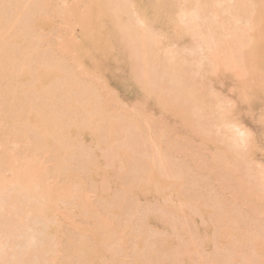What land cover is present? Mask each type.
<instances>
[{
  "label": "rangeland",
  "instance_id": "rangeland-1",
  "mask_svg": "<svg viewBox=\"0 0 264 264\" xmlns=\"http://www.w3.org/2000/svg\"><path fill=\"white\" fill-rule=\"evenodd\" d=\"M109 1V9L113 15H116L117 3L114 0L113 2H111L112 0ZM127 1L130 2V0ZM209 1L212 4L215 0ZM218 1H220V3L218 2L220 6L223 5L226 8L225 11L221 9L222 7L219 8L221 12L219 13L222 15L217 17V19L220 18L218 21L222 18L223 24L227 25L229 21L232 22L230 28L228 26L227 30H223V34L233 32L231 25L245 29L243 35V31L240 32L242 29L239 30L234 27V30H239L237 31L239 32L238 35L240 36L241 33V35L246 36L244 37L246 39L242 48H239L238 51L235 49L236 54H240L235 55L237 60L234 62L236 65L230 61L232 66L224 65V62L216 65L222 59L221 56L224 59L229 51L226 49L223 52L217 50L218 53H216L214 50L215 54L209 55V52H213L205 46H201V35L196 33L201 40L200 45L197 43L199 38L197 40L196 35L193 38L192 34H195V31L191 34L193 39L191 37L186 38L187 35L184 37L185 34H182V26L179 27L180 35L182 34L184 38L182 39L187 41L186 43L189 45L191 42V45L188 46L184 43L187 45L186 49L184 44H177L174 29L168 28V30L162 20V11L158 14H154L152 11L154 6L166 8L163 0L146 1L148 8L154 5L151 11L146 14L149 19L153 22V16L158 15L160 17L161 15L162 17L153 23L158 24L156 25L157 28L158 26L164 27L163 31L167 30L169 36L173 33L170 36L173 38H167L166 42H163L165 39L163 35L157 34L158 38L162 37L163 40H158L162 42V46L160 42H157L155 49H158L159 44L161 49H166L163 55L160 48L158 49L160 53L157 52L158 50L156 51L162 55H160L161 57L164 56L166 61L155 54V57L159 56V59L155 58L156 61L158 59L159 64L153 60L152 65H158L161 70L160 65L165 63L167 68H170L169 71H172L174 65L172 66L171 63L173 64L174 61L177 62L180 59V63H177L184 70L188 69V71L186 70L188 73H182L184 70H181L183 77L186 76L184 74H189L187 75L189 78L190 71L192 77H194L193 74L195 75L193 79L189 78L194 80L195 89L193 86V88L189 87L192 81L189 80L191 82L189 84L188 78L182 77L179 81L178 78L181 76L178 75L180 74L178 72L175 73L179 77L175 78L179 83L174 82L176 80L170 76L168 78L171 79L166 78L168 85L175 90L173 87L176 86L173 82L180 88L181 86L185 88L189 84L187 86L189 90L190 88L197 90L196 93L191 90L195 93L196 98L198 94L200 96L202 93L201 96H203L199 98L203 106L204 102L205 105L210 104L212 106L216 103L214 108H211L212 106L205 108L204 106L205 111L212 112L209 115L204 110L201 112L204 108L200 102V104L197 102L198 106L195 105L196 101H199L198 99L193 97L195 99V102L192 99L194 105H191L192 102L190 104L189 101H191L193 92H191V97L187 96L188 104L193 106L191 111H189V105L187 107L186 104L187 97L181 99L182 101L185 100V103L180 99V101H176L175 98L171 99L173 102L176 101L173 103L175 107H177L175 104H179L177 102H181L179 105L184 103L185 106L183 105V107H186V111L182 110L183 107L181 110L179 108L175 111H184L187 122L186 116L192 118L194 111V115L197 117L201 115L200 113L204 114V117L201 115L198 119L194 115L195 119L189 118V124L193 122L195 124V120L200 119V121L196 122L195 125L190 124L192 129L188 128V133L184 134V128L180 126L179 119L175 117L177 112H173L175 116L172 114L174 117L170 116L171 119H164L165 116H163V121H161L159 118L162 123L155 120L158 117L154 110H151L154 113L150 112V105L155 103L153 97L157 95H153L148 100L150 102L146 108L149 111L145 110L143 109L144 105L138 103L141 101V96H136L134 89L130 87L127 80L124 79V82L120 83L119 77L120 85L116 86L113 91L108 89L104 78L91 77L83 67H79L78 34L84 31L82 21L87 16L88 7L92 0H45L41 15L47 21L44 27L35 28L33 33L30 31L26 42L27 46L24 49L25 52L32 54L33 70L42 65L45 68L54 69L57 67L61 72L65 71L64 75L67 78V75L72 74V77L69 76L70 81L67 79L71 85L80 87V89H82L81 85L87 90L92 89L95 91V96L97 95L96 97L92 96L96 99L95 102L97 98H99L98 101L101 100L100 104H102L103 109L100 108L101 105H98L100 112L96 111L101 117L99 120L102 118L104 120V122L101 121V124L108 119L117 126L109 135L107 126H105L106 129L103 125L95 126L96 123L94 124L93 121L90 123L92 119L90 120L89 116L80 113L81 122L86 116L88 118H85V124L82 122V124L76 125L77 131L89 126L93 129L104 127V130L102 127L100 129L103 134L102 131H99L104 138H102V144L96 145L91 156L86 157L87 154L84 155L86 158L83 157V153H81L82 156L80 153H74L75 148L72 149V157H70L71 155L68 156L71 152L68 149H64L63 154L57 156L55 149L53 150L49 145L37 146L36 148V144H32L35 138L33 136L34 130L32 132V127L29 128L24 121H21V124L20 120L24 118L23 111L28 102L27 98L16 95L15 100L11 102L9 96H0V176L6 179L12 177V173L7 170L6 166L11 159H16L26 163H34L33 168L42 177L46 186L61 189L60 197L57 201H52L54 203L51 202L52 206L48 200L42 198L38 188L33 193L22 191V194L21 192L18 193L17 186L16 189L11 186L3 195L0 194V197L3 198L2 200L0 198V222L1 217L8 214L9 220H12V231L15 234L11 232L10 239H8L9 236L3 235L5 234L4 229L0 227V232L2 231L0 233V235L2 234L0 258H3L0 259L1 264H23V262L26 264H138L140 262V264H264V179H261L264 178L262 175L264 173V0H233L231 2L227 0L225 3L224 0ZM32 2L33 0L25 1L24 8L22 7V11L25 12V14L23 12L24 16H20L14 23L11 21L7 25L6 30L9 33L17 29L18 32L24 33L25 25L30 23L26 16L30 13L32 20L30 15L28 18L31 21H33L34 16L37 17V13H33L34 16L31 14L32 11H35ZM31 4L33 10H30L32 9ZM111 5L114 6L115 12L111 10ZM8 7L10 6L8 5ZM164 8L163 11H165ZM133 10L131 7V14H134ZM36 12L39 11L36 10ZM210 14H208L210 18L207 16V19L217 20L212 17L213 13ZM234 15L241 16L238 19L240 22L233 20L235 17L232 18V16ZM24 21H26L25 24ZM236 21L239 23L234 25L233 23L236 24ZM27 22L28 24H26ZM160 27L158 29L162 31ZM204 28L206 32L207 27L203 26H200V29L198 27L199 30H195L200 33ZM122 32L124 31L121 30V34H123ZM124 36L121 37L124 38ZM127 37L128 35L126 39ZM225 37L227 38V35H223V38ZM169 40L171 41L169 42ZM229 40L234 39L229 37ZM163 43L165 44L163 45ZM170 43L173 45L171 46ZM180 46L185 48L183 49L184 52ZM16 47L13 46L12 48L17 52L20 49ZM197 47H204L209 52L206 49V52H203V49L201 53L202 49ZM196 49L197 52H195ZM116 51H112L109 57L114 56L110 58H116L118 54ZM175 55L178 58H175ZM205 56L208 57V60L205 58L206 62L203 58ZM182 57H188L185 60L190 58L191 62H188L189 60L188 63L186 62L187 66L191 65L189 68L184 64L185 68L181 63L185 61ZM213 58L215 59L213 60ZM218 58L220 59L218 60ZM200 59H203L204 63ZM176 62L174 70L177 67L180 68ZM5 64L6 62L1 64L0 69ZM152 65L151 68L153 69L154 66ZM193 66L194 71L190 69ZM224 66H228V68L225 69ZM158 68L155 67L157 70L154 71L159 78L162 75V70L160 71ZM163 75L165 77V74ZM163 77L159 80L161 81ZM184 79H187V81L185 80L187 84L183 82ZM7 80L8 77L0 78V87H5ZM171 80L173 81L170 82ZM161 82L165 85L156 87L154 94H156L157 89L159 95L163 88H166L163 89L164 92L169 91L170 87L167 83ZM154 84L156 85V83ZM179 87L177 88L183 91V87L181 89ZM122 88L125 89V92L122 91ZM83 89L82 92L80 91L81 93H77V96L87 91ZM174 90H172L173 92L170 90L172 94ZM189 90L186 93L190 92ZM165 94H161V97L157 96V103L163 101L160 99L163 95V98L170 95ZM176 94L180 95V93ZM28 97L32 98L34 110H38V107L41 109V102L38 99L35 100L39 98L38 95L36 98L34 94ZM97 102L92 104L94 109L97 108L99 103ZM218 103L220 107L222 106L221 108L217 106ZM197 107L202 108L199 109L200 111L198 110L200 113H197ZM217 107L218 109H216ZM13 109L17 113L13 112ZM50 109L48 112H52L51 107ZM59 110H63L64 113L67 107ZM158 112L160 117L161 112ZM187 112H192V115L189 116ZM70 113L68 112L67 116H70ZM100 113L102 114L100 115ZM13 115L15 121L12 124L14 126H11L8 121L14 117ZM74 115H71L70 118ZM80 115L78 114V117ZM104 116L107 119H104ZM96 118L99 117L96 116ZM231 120H236L241 124L240 135L235 133L239 132L235 127L237 122L232 121L235 125L233 124L234 127H231L233 126ZM221 121H226L225 124L228 126L224 123L221 124ZM24 124L25 128L21 127V130H24L22 133L20 126ZM243 124L260 134V140L254 145L255 154L249 153L250 150L247 149V146L240 147L242 143L239 146L235 144L236 140L242 136ZM177 126L181 127V131ZM221 127L227 129L223 132ZM228 127L234 131H230ZM76 136L77 139H80L78 133ZM59 139L61 138L59 137ZM55 141L58 143L60 140L55 137ZM73 141L76 142V140ZM33 143L36 142L33 141ZM248 154H250V158H248ZM244 157L246 160L242 161L245 159ZM87 158L89 159L87 160ZM251 158L254 162L248 163ZM89 160L96 168L94 177L85 171L87 168L85 163H88ZM258 160L261 162L259 163ZM72 162L76 165H73ZM63 165L64 168H62ZM84 165L86 168L83 169ZM251 175H259L256 176V178L260 177L261 179L258 181L252 176L256 182L263 180L260 189L255 187L261 183H257L258 185L255 187L251 185ZM250 185L252 186L251 189L254 187L257 190H250ZM98 191H100V195ZM43 205L45 208L51 206L49 216L44 214ZM119 206H121L123 213L115 216L116 213L114 215V212Z\"/></svg>",
  "mask_w": 264,
  "mask_h": 264
},
{
  "label": "bare ground",
  "instance_id": "bare-ground-1",
  "mask_svg": "<svg viewBox=\"0 0 264 264\" xmlns=\"http://www.w3.org/2000/svg\"><path fill=\"white\" fill-rule=\"evenodd\" d=\"M25 1H28V0H0V48H1L0 65L3 64L4 62H6L5 66L2 69H0V78L8 77V80H7L5 87H0V93L2 92L0 94V96L1 97H4V95L9 96V101H11V102L15 100L16 95H22L23 96L22 98H27L28 102L26 103L27 105L23 111V117L24 118L22 117L23 120L21 119L20 122L21 121L22 122L24 121V123L26 122L28 124L29 128L32 127V129H31L32 132L34 130L33 136H35V138L33 137L34 138L33 141H35L36 143H33L32 140L31 141H32L33 145L36 144L35 145L36 148H37V146L43 147L45 145H49L53 148V150L55 149L54 151L57 153L56 154L57 156H58V154L62 155L64 149H68V150H71V152L68 154V156L71 155L70 157H72V149L75 148L74 153H77V154L80 153V156L83 155V157H85L84 155L87 154L86 157H89V156H91V152H93V150L96 149V145L102 144L103 136L99 132V131H102L100 129L103 128V130H104V127L107 126L108 127L107 129H109L108 134L110 135L112 130L117 126V124L115 126V123L108 121V119L105 116H104V119H107V121L105 120V123L101 124V121L103 120V118L101 120H99L101 118L99 116V112H100L99 106L101 105L100 108L103 109L102 104H100L101 100L98 101L99 98H97V101L99 103L96 101L98 104H97V108L94 106L95 107V109H94L92 104H93V102L96 103L95 102L96 99L94 97H96L97 95L95 96V91H92V89L87 90L84 87H82V85H81V88L82 89L84 88L87 91H84L85 92L84 94L82 93L83 96H82V94L80 96L79 95L77 96V93L78 92L81 93L82 89H80V87L79 88L75 87V86L71 85L70 82H68L69 76H71L72 74L67 75L68 76V78H67L64 75L65 71L61 72L57 67H55L54 69H50V67L45 68L42 65L37 66L33 70L32 54L29 52H25L24 49L27 46L26 42L28 40V36L30 35L29 34L30 31H31V33H33L32 31H34L35 28L44 27V24L47 21L41 15V13L44 9L45 0H33L32 3H33L35 11H32L31 14L33 15V13H37L36 14L37 17L34 16L35 15L34 14L33 15L34 19H33V21H31L32 17L30 15V13L28 14V16L30 15L29 17H31V20H30V18H28V16H26L27 19L29 20L28 22H30V23L29 24H28V22L26 23L28 25L27 26L25 25L24 33L18 32V29L14 30L11 33H9L8 30H6L7 25L10 24L11 21H12V23H14L20 16H24L23 15L24 11H22V7L24 8ZM114 1L117 3L116 12L114 11V8H113L114 6L112 7V5H111L110 8L112 11L117 13L116 15L115 14L113 15L112 14L113 12L111 13V11L109 9V5H110L109 0H92V2L90 3V5L88 7L87 16L82 21V29L84 31H82L81 33L78 34L79 42H78L77 49H78V52L80 55V60L78 63L79 67H83V69L86 70V73H89L88 75L89 76L91 75V77H95V78L96 77H98V78L102 77V78H104L107 82L108 89L113 90V91H114V88L116 86L118 87L120 85L118 82L119 77H120V83L124 82L123 81L124 79L127 80L130 83V87L134 89L136 96H141V101L138 103H142L144 105L143 109H145V110L148 108L147 106L149 105V102H150L148 100L151 99V97L153 95H157V96L161 97V94H163V93H164V95H166L165 93H167L168 95L170 94L169 95L170 97L169 96H166L168 98L165 97L166 99L163 98L164 97V95H163L162 98H160L163 101H159L160 99L158 100L160 103L159 102L157 103V101H156L158 99V97L154 96L153 98H155V100L153 99V101L157 104L151 103L150 112H152L151 110H154L155 115L158 117L157 118L158 120L155 118L156 121H160V119H161V121H163V116H165L164 119L165 118L171 119L170 116L173 118L175 115H177V116L179 115L178 117L177 116H175V117L177 119H179L178 121L180 123V126L184 128L185 133L183 131H182V133H184V134L188 133V130H189L188 128H191L190 124L195 125V124H197L196 122L200 121V119L195 120V124H194V122L189 124V122H190L189 118L195 119L194 116L197 117L196 115H194L195 114V111H194L193 113L187 112V113H189V116L192 114L194 115V116L192 115V118L186 116L188 119V122H187V120L185 119V116H184L186 114V113H184V111H186V109H185L186 107L185 108L183 107L185 100L182 101L184 98L186 99L187 96L191 97L192 96L191 92L195 91V90H193V89H195L194 84H193L194 80H191L195 77V75L193 74L194 77H192L191 76L192 72L189 70L191 73L189 78L191 77V79H189L187 77V75H189V74H184L186 76L183 77L181 72L184 70V68H182L181 65L177 63V62H179L180 59L177 62L174 61L175 58H178L176 55H175L176 56L175 58L172 56L174 58V60L172 59V61H174V62H173V64L171 63V65L175 66V62H176L180 68L177 67V69L175 68V70H174V66H173V70L172 71L170 70L171 71L170 72L169 71L170 68H167L165 63L160 65L162 71L158 68V65L155 66L156 64H159L158 59H159V56L161 55L159 53L161 52L163 55L164 54L163 52H165V50H166V49L163 50L164 48L161 49L160 44L162 42H160V41H161V39L163 40V38L162 37L158 38V37L163 35V37L165 38L163 40V42L164 41L166 42V39L169 38L170 36H172L173 33H171L169 36V33L167 32V30L163 31L164 27L158 26V28L159 27H160V29L162 28V31H159V29L156 26L158 24H154L153 22L159 20V18L162 17L161 15H163L162 20L166 24L167 29L168 28L174 29L175 39H176L177 44H179V45L187 42V41L185 42L183 40L184 34H185L184 37L187 35L186 38L187 37L190 38L192 32L194 33V31H195V34H192L193 38L195 37V35H196V39L199 38L198 37L199 35H201V37H202L201 38L202 44L200 42L201 41L200 38H199V42H197L199 45L201 44V46L202 45L205 46L206 48L210 49V51H212V52L214 50H216V53H218L217 50L222 51V52L224 51V49L228 50L229 51L228 54L225 55L222 53L223 55H225V57H224L225 60L223 59V56H221L222 61L221 60L218 61L220 59V58H218L217 61L219 63L215 60L217 62L216 65L221 64V62H222V64L224 62V65L225 64L230 65L231 64L230 61L234 62L237 60L236 56L239 55L240 53L237 52L238 54H236L235 49H237V51H238L239 48L243 47V45L245 43V39H246V38H244L246 36H243L245 29L243 30V28L240 27V29H242V30H240L239 27L234 26L236 29H239L240 32L243 31L242 32L243 35H241V33H240V36H239L238 35L239 32H237L239 30H236V29L234 30L233 25H231V29L233 30V32L230 29H229V31H231L232 33L228 32L230 34L229 37H232V39H234L231 41L229 40L228 33L223 34V30H225V29L227 30L228 26L230 28V24L232 22L230 23V21H229V23L227 25L225 23L223 24L224 21L222 18L220 21H218L220 18L217 19V17H219V15L221 13L219 8L222 7L221 9H223L224 11L226 9L223 7V5L220 6V4H219L220 1H218V0H215L217 2L213 1L212 4L209 0H207V1H205V0L204 1L203 0L202 1L201 0H163V4H165L164 6L166 8H164L162 6L161 7L154 6V5H153L154 7L152 6L153 7L152 11L154 14L155 13L158 14L159 12L162 11L160 17L158 15H155L152 17V19L154 20L153 22L146 15L152 9L151 6L148 8V5H147L148 3L146 2L147 0H130L131 3L133 1V3L131 5L129 4L130 2L127 0H114ZM228 1L231 2L233 0H228ZM111 2H113V0ZM221 2H222V0H221ZM223 2L225 3V2H227V0H224ZM8 5L10 7H8ZM31 6H32V4H31ZM33 6H32V9H30V10H33ZM131 7L134 9L133 10L134 14L132 13L133 15L131 14L132 11L130 12ZM163 8L165 9V11H163ZM36 10L39 12H36ZM223 10H222V13H224ZM38 13H39V15H38ZM207 13L208 14L213 13L212 17L214 19H217V20H215V21L211 20L212 18L210 20L207 19V16H208V18H210V15H211V14L208 15ZM228 13H231V12L228 11ZM24 14H25V12H24ZM221 15H220V17H221ZM236 15L232 16V18L235 17V18H233V20L239 21L238 19L241 16L239 17V15L238 16H236ZM82 16L84 17L85 15H82ZM25 22L26 21H24V24H25ZM239 22H237L236 24L235 23H233V24L237 25ZM200 26L207 27L206 32H205V28H204V30H201V32H200L201 34L198 31L196 32V30L200 29ZM89 27H90V30H88ZM179 27H181V29H182V34H183V35L181 34L182 36L180 35V32H179L180 28ZM198 27H199V29H198ZM201 29H203V28L201 27ZM121 30L124 31V32H122L123 34H121ZM118 32H120V33H118ZM126 32L128 35L127 39H126V36H127ZM224 32H227V31H224ZM124 33H125V36H124ZM196 33H198L199 35L197 36ZM119 34H121V35L119 36ZM157 34H159V36ZM231 34H232V36H231ZM245 34H246V32H245ZM223 35H225V36L227 35V38L226 37H225L226 39L223 38ZM121 36H124V38ZM156 36H157V40H156ZM170 38H173V37H170ZM193 38L191 37V39H193ZM158 40H160V41H158ZM170 41L171 40H169V42ZM181 41H182V43H181ZM157 42H160V44L158 45V49L159 48L161 49L160 52L157 48L155 49L156 44H158ZM176 42H174V43H176ZM189 43L191 45V42H189ZM164 44L165 43H163V45ZM186 44H184L185 46L183 45L185 48L187 45L190 46L189 44H187V45ZM170 45L172 46L173 44L170 43ZM13 46H17L16 48L20 49L17 51L18 53L13 50V48H12ZM161 46H162V44H161ZM165 47L167 48V46H165ZM182 47H181L182 50L185 49ZM198 49H202L200 51L202 53L204 47L198 48ZM205 49L203 52H206L207 49L206 50ZM114 50L115 51L117 50L116 51L118 53L117 57L116 58H110V57H114V56L109 57V54L111 55V52ZM94 51H96V53H94ZM156 51L159 53H157ZM182 52H184V50ZM195 52H197V49ZM207 52H209V50H207ZM214 52L213 53L209 52V55L215 54ZM155 54L159 55V56H156L158 58L157 61L155 60V58H156ZM178 54H179V52H178ZM220 54H221V52H220ZM165 55H166V53H165ZM163 57H161V58H163ZM186 58H188V57H185V58L182 57L183 60H185ZM203 58L205 60L206 56ZM215 58H216V56H215ZM215 58H213V60ZM112 59H114V60H112ZM153 60L156 61L155 65H152V62H154ZM164 60L166 61V59H164ZM188 60H185L184 62H181V63H183V65L185 64L187 66V63L191 62L190 58ZM193 60H195V59H193ZM193 60H192V63L194 64ZM200 60H202L201 62H203V59H200ZM206 60H208V57L206 58ZM206 60L204 62H206ZM163 61H162V63H163ZM169 61L172 62L171 60H169ZM169 61H168V64H170ZM228 62H229V64H228ZM196 63L199 64L198 62H196ZM234 63L236 65V62H234ZM197 64H195V65L199 66ZM151 65L154 66L153 69L151 68ZM232 65H230V66H232ZM186 66H185V68H186ZM189 66H191V65H189ZM189 66H187V67L189 68ZM194 66H193V68L190 67V69L193 70ZM59 67H60V65H59ZM155 67L158 68V70H160L162 72V75L165 74V77H163L164 75L163 76L160 75L161 77H159V78L163 77V79H164V80L161 79V81H163V82L165 81V83H167L168 82L167 79L173 78L174 80H176L174 82H178L177 79L175 78V77H177V78L179 77L176 74L178 72V73H180L178 75L181 76V78L180 77L178 78L179 81H181L182 77L188 78V81L191 80L193 85L190 84L191 83L190 81H189L190 85L187 84L185 82V80L187 81V79H184L183 82H185L187 84V86L188 85H189V87L193 86L194 88L192 87L193 89L190 88V90H189L188 87L186 86L187 87V90H186V87L184 88V86H181V88L183 87V91L185 90V92L183 93L182 90H179L177 88V87H179V85L177 86L176 83L173 82V84H175V86H176L173 88H175V90L177 88V90H178V91L176 90V93H178V94L180 93V95H181V92H182V95L184 94L183 96L177 95L175 93V90L172 89V87L169 86L168 83H167V85L170 87L168 90L169 91L174 90L176 97L173 96L174 95V93L172 94L173 91L172 92L170 91V93H169V91L164 92L163 89L165 90L166 88L161 89L162 91L159 89L161 91L160 95H159V93H157L158 89L156 90V94H154L156 87H161V85H165L159 80L158 76L155 75V71L157 70V69L155 70ZM200 67H201V65H200ZM226 67L228 68V66H226ZM226 67H225V69H227ZM186 70L188 71V69L186 68L182 73H184V72L188 73ZM160 71H159V73H161ZM175 74H176V76H175ZM170 76H171V78H168ZM157 80H158V82H155ZM166 80H167V82H166ZM172 81L173 80H171L170 82H172ZM154 83H156V85ZM180 85H183V84L180 83ZM77 86H79V85H77ZM89 88H92V86L91 87L89 86ZM188 90L190 92H187V93L188 94L190 93V95H188L186 93V91H188ZM191 90H193V91H191ZM122 91L125 92V89L122 88ZM160 91H158V92H160ZM196 91H195V93H196ZM195 93L193 92V96L191 98V101H189L190 104L193 100L195 102V99H193V97L196 98ZM31 94L32 95L34 94L35 98L37 97V95L39 96V98H36V99L34 98V99L35 100L38 99V101L42 103V105L40 103V106H42V107H40L41 109H39V107H38V110L33 109L32 98L28 97ZM201 94H200V96H201ZM92 96H94L93 97L94 99L92 98ZM200 96L198 94L196 100L198 99L199 101H196L195 105L198 106V104L201 103L200 105H202L203 108H204V106H205V108H207V106L208 107L212 106V105L207 104V103H206L207 105H205V102H204V106H203L202 101L199 98ZM98 97H99V95H98ZM182 97H183V99H182ZM137 98H139V97H137ZM173 98H175L176 101H178L179 99L180 100L182 99L181 101L184 102V103H182L183 105H179V104H181V102H177L179 104H175V105L177 107L178 106L179 107L178 108L175 107L173 103H175L176 101L173 102L172 101ZM189 100H190V98H189ZM186 102H187L186 103L187 107L189 105V107H188L189 111H191V108L193 107L191 105H194L193 104L194 102H192L191 105L188 104V97L186 99ZM197 102H198V104H197ZM65 103H67V104L65 105ZM152 104H154L156 106H154ZM215 105H216V103H215ZM215 105H213L211 108H214ZM219 105L220 104L218 103L217 106L219 108H221L222 106L220 107ZM65 106L67 107V110L66 111L64 110V113H63V110H59V109H65L66 108ZM140 106H141V104H140ZM50 107L52 108V112H48ZM182 107H183V109H182ZM218 107L216 109H218ZM155 108H157V109H155ZM179 108H180V110L182 109L184 111H179V110H178V112L175 111V109L177 110ZM197 108L198 109L195 108L197 110V113H200V112H198V110L199 109L201 110L202 108H199V107H197ZM205 108L202 109L201 112L204 110L205 113L208 112L210 115L212 112H209L208 109H207L208 111H205ZM57 109L59 112L56 111ZM155 110L156 111L158 110L161 112L160 117H159V112L158 111L156 112ZM212 110H214V109H212ZM50 111H51V109H50ZM67 111L69 113L71 112L69 114L70 116H67V114H68ZM96 111H99V112L97 113ZM187 111H188V109H187ZM13 112H16V110L13 109ZM154 112H152V113H154ZM173 112H175V113L177 112V114L174 115ZM180 112H183L184 114L180 113ZM80 113H84V114H82L84 116H85V114L87 116H89V119L90 120L92 119L90 121V123H92V121H93L94 124L96 123L95 126H98V124H99V126L103 125L104 127L101 126L102 128L96 127L95 129H93L91 126H89L85 129H80L77 131L76 125H78V124L80 125V124H82V122H83V124H85V121H86L85 118L87 117L86 116L84 119L82 118L83 120L81 122ZM95 113H97V114H95ZM156 113H158V114H156ZM73 114H75V115L72 118H70L71 115H73ZM78 114L80 115L79 117H78ZM101 114L102 113H100V115ZM200 114L203 115L202 117H204L203 113H200ZM155 115H154V117H156ZM161 115H162V117H161ZM201 115H198L197 119ZM84 116H82V117H84ZM96 116H98L99 118H96ZM182 116H184V117H182ZM102 117H103V115H102ZM225 119H226V117L224 118V120ZM14 121H15V116L12 117V119H9L8 122L11 126H14V125H12L14 123ZM98 121H100V122H98ZM232 121L237 122L236 123L237 126L234 123H232ZM22 122H21V124H22ZM102 122H104V120ZM228 122H227V124H228ZM108 123H109V125H108ZM123 123L126 124V122H124V121H123ZM179 123H176V124L179 125ZM220 123L225 124L226 121H224V122L221 121ZM231 123H232V125L234 124L235 127H237V130H239V132H235V133H238V135H240L239 133H240V128H241L240 125L241 124L236 120H231ZM229 124H230V122H229ZM234 125L233 126L229 125V126L234 127ZM24 126H25V124L23 126H20V130H21V127H24ZM218 126H220V125H218ZM222 126L224 127V125H222ZM226 126H228V125H226ZM181 127H178L179 130ZM24 128H22V129H24ZM183 128H182V130H183ZM194 128H195V126L193 127V129ZM243 128H242L243 130L241 129L242 130V133H241L242 136H240L239 138L237 137L238 139L236 140L235 144H237V146H239L242 143L243 146L241 145L240 147H244V146L246 147L247 146V149L249 148L248 150H250L249 153L253 152L255 154L256 151L254 150L255 149L254 145L257 141L260 140V134L256 130L252 131L253 129L250 128L249 126H247L246 124H243ZM105 129H106V127H105ZM225 129H227V128H225ZM225 129L222 128V131L224 132ZM18 130H19V128H18ZM229 130H230V128H229ZM231 130L234 131V129H231ZM22 131L24 132V130H21L20 132H22ZM77 133L79 134L80 139H77V136H76ZM102 134H103V131H102ZM57 136H59L61 139H59V137H57ZM55 137H56V139L58 138V140H60V141H58V143H57V141H55ZM104 137H105V135H104ZM62 139L65 141L64 143H63ZM73 140H76V142H74ZM81 153H83V154L81 155ZM249 155L250 154H248V158L251 157ZM88 159L89 158H87V160ZM244 160H246V158L243 159L242 161H244ZM77 161L79 162V160H77ZM77 161H76V163H78ZM250 161L254 162L252 160V158H251V160H249L248 163H250ZM255 162H256V160H255ZM258 162H259V160H258ZM76 163L72 162L73 165L74 164L76 165ZM263 163H262V165H263ZM85 164L87 166L84 165L83 169L87 167L85 169V171L86 172L88 171L87 172L88 175L91 174L90 176L94 177L96 168L92 165L90 160L88 163H85ZM65 166H66V164H65ZM67 166H68V164H67ZM33 167H34V163H30V162L26 163L23 161H18L16 159H11L10 162L7 164L6 168H7V170H9L12 173V177L10 179H6L3 176H0V194L2 193V195H3L6 191H8L10 189L9 187H11V186H13V188L15 187L14 189H16V186H17L18 187L17 190H19L18 193L19 192L22 193V191L27 192V193H33V191L35 192V189L38 188L40 191V194L42 195V198L44 197L45 200H48V202H50L49 203L50 205L55 202L54 200L57 201V199L60 197L61 189L50 188V187L46 186L43 183L42 177L35 171V169ZM62 168H64V165L62 166ZM262 175H264V173ZM252 176H254V175H251L250 177H252ZM256 176H259V175H256ZM256 176H254V178H256ZM254 178L252 177V179H250L252 184H251V182H249V183L251 185H253L254 187L261 183L260 185H258V187H255V188L260 189L259 187H261V185L263 184V180H262V182H256V180H253ZM256 179L258 181L260 179V177L256 178ZM261 179H264V178H261ZM252 180L255 182L254 183L255 185L253 184ZM251 185H250V190L256 191L257 189H255L254 187L253 188L255 190L253 188L251 189V187H252ZM98 193L100 195V191H98ZM14 196H15V194H14ZM16 196H18V195L16 194ZM2 199L3 198H1V200ZM52 201H54V202H52ZM45 202H47V201H45ZM44 206L45 205H43L42 207H44ZM51 206H49V207L46 206L47 208L44 207V209H43L44 214H47L48 216L51 214V208H50ZM39 208H40V206L38 207V209ZM23 211H24V209H23ZM28 213H30V212H28ZM115 213H116V215H115ZM122 213H123L122 208H121V206H119V208H117L115 210L114 215L117 216L118 214L121 215ZM134 214H136V212H134ZM1 218H2V220L0 222V224H1L0 227H1V229H4L3 232H5V234H3V235L9 236L7 238L10 239L11 232L14 234V232L12 231L13 230L12 220H9L8 214L3 215V217H1ZM19 219L22 220L21 218H19ZM50 230H51V228H50ZM1 235H0V238H2ZM5 239H6V236H5ZM0 243H1V241H0ZM0 248H2V246H0ZM0 259H3V258L1 257ZM24 263L26 264V262H23V264ZM140 263H138V264H140Z\"/></svg>",
  "mask_w": 264,
  "mask_h": 264
}]
</instances>
